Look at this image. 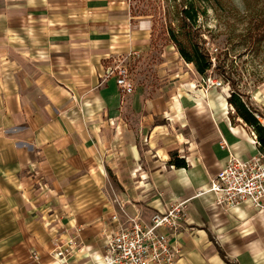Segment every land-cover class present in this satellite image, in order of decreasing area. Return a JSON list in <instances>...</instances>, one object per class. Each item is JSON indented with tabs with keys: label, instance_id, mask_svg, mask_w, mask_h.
I'll return each mask as SVG.
<instances>
[{
	"label": "crops",
	"instance_id": "obj_1",
	"mask_svg": "<svg viewBox=\"0 0 264 264\" xmlns=\"http://www.w3.org/2000/svg\"><path fill=\"white\" fill-rule=\"evenodd\" d=\"M79 1L0 0V264H56L52 240L71 234V264H102L128 216L148 221L177 200L174 264H264V209L197 195L229 151H260L227 91L190 94L189 77L122 94L108 67L143 49L139 33L125 18L116 33L115 0ZM252 100L264 116V89Z\"/></svg>",
	"mask_w": 264,
	"mask_h": 264
},
{
	"label": "rangeland",
	"instance_id": "obj_2",
	"mask_svg": "<svg viewBox=\"0 0 264 264\" xmlns=\"http://www.w3.org/2000/svg\"><path fill=\"white\" fill-rule=\"evenodd\" d=\"M121 1L124 4H120ZM179 1L188 0H115L110 10L116 33L120 29L117 27L119 21L129 20L131 33H139L137 37L143 49H132L127 55L116 56L110 65H125L134 88L144 84L151 93L172 81L189 77L190 94L201 84L207 89L214 88L210 82L204 83L207 79L222 81V86L216 88L229 92V82L217 70L211 68L201 77L170 41L166 27L172 21L174 10L179 8L175 6ZM91 4L89 0L78 2L81 8ZM198 7L197 38L212 60L216 58L224 65L225 75L235 80L241 99L261 113L252 100V95L257 96L264 89V40L257 41L260 28L255 27L259 16L253 10L246 13L241 0H220L217 10L202 0Z\"/></svg>",
	"mask_w": 264,
	"mask_h": 264
},
{
	"label": "built area",
	"instance_id": "obj_3",
	"mask_svg": "<svg viewBox=\"0 0 264 264\" xmlns=\"http://www.w3.org/2000/svg\"><path fill=\"white\" fill-rule=\"evenodd\" d=\"M110 74L115 76L122 94L133 91V81L125 65L109 66L107 76ZM203 81L215 87L222 86L220 80ZM203 87L206 91L207 87ZM256 116L264 125V116ZM251 135L258 144L252 129ZM221 147L229 149L224 141H221ZM205 192L212 193L214 203L223 208L247 202L254 208L264 209V152L243 159L229 151L225 165L210 179L206 189L197 191V195ZM186 203L187 200H177L166 211L153 213L148 221L128 216L127 225L113 231L108 238L102 264H174L179 251L172 246L170 233L185 216ZM79 248L77 234L59 235L52 240L50 254L56 264H71V258ZM33 257L37 259V254L33 253Z\"/></svg>",
	"mask_w": 264,
	"mask_h": 264
},
{
	"label": "trees",
	"instance_id": "obj_4",
	"mask_svg": "<svg viewBox=\"0 0 264 264\" xmlns=\"http://www.w3.org/2000/svg\"><path fill=\"white\" fill-rule=\"evenodd\" d=\"M202 0H188L185 3L179 1L178 9L174 10L172 21L166 27V31L170 41L175 45L180 56L187 63H191L195 71L201 76L205 77L208 71L213 68L224 77L225 81L229 82V96L227 97L228 103L233 107L235 115L240 117L248 127H250L256 134L258 146L260 151L264 152V125L259 121L256 114L261 115L259 112L253 110L241 99V94L236 90V82L231 79L229 75H225L224 65L212 56L209 51L200 43L197 38V18L200 13L198 4ZM210 4L213 10H217V4L220 0H203ZM246 13L252 10L259 16L258 23L255 27L260 28V33L257 41L264 40V0H241ZM204 12V11H202ZM137 15V14H136ZM175 24V26L173 25ZM187 28L190 31H187ZM172 162L176 167H184L186 165L183 159L172 154ZM222 254V253H221ZM223 256V254H222Z\"/></svg>",
	"mask_w": 264,
	"mask_h": 264
}]
</instances>
